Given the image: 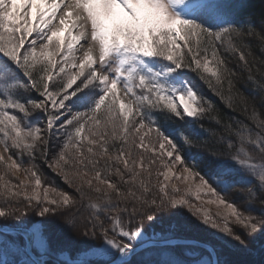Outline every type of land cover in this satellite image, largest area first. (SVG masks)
<instances>
[{
    "label": "snow or ice",
    "instance_id": "1",
    "mask_svg": "<svg viewBox=\"0 0 264 264\" xmlns=\"http://www.w3.org/2000/svg\"><path fill=\"white\" fill-rule=\"evenodd\" d=\"M179 7H189L218 21H223L225 15L221 0H73L63 3V8L60 0H0V57L4 58L0 61V145L8 153L7 156L0 153V170L4 172L0 175L4 197L0 218L32 211L40 218L63 216L64 227L76 228L73 217L80 215V235L103 242L82 254L93 264H111L113 253L119 254L114 264H122L131 258L133 251L145 252L166 242L168 237L155 232L148 235L143 226L176 208L186 207L204 225L218 229L245 248L249 238L264 228V215L245 214L228 202L227 195H222L234 186L229 181L232 169L220 165L215 171H206L203 162L189 164L183 146L170 138L176 130L166 132L152 118L153 110H159L168 118L188 117L198 123L197 118L207 117L219 122L212 115L218 111L213 102L184 78V69L194 72L213 95L222 101L227 99L231 107V95L225 97L223 86L227 80L231 90L232 71L218 55L217 42L222 46L227 38L231 48L233 38L244 35L242 25L229 24L212 30L182 18L177 11ZM61 10L63 14L58 17ZM73 13L76 21H80L77 35L72 34L76 22L69 21ZM57 18L58 26H54ZM29 37L32 39L25 46ZM81 38L88 39L89 44L77 63L72 52ZM37 41H46L39 51ZM96 50L98 56L94 57ZM240 60H246L243 51ZM174 74L179 80L170 79ZM20 89L35 93L39 99L17 96ZM121 93L129 100L128 104L121 99ZM77 94L89 107L71 118L61 119ZM37 110L44 114L43 132L29 122ZM17 111L23 115L15 114ZM98 113L105 119L101 120ZM252 118L258 120L255 111ZM154 124L155 139H150ZM54 127L65 137L56 151H52L51 143ZM145 127L148 131L141 134ZM257 128L261 131L255 138L249 130L248 140L264 157V120H258ZM110 139L118 140L119 144H110ZM221 142L229 150L234 148L223 137ZM112 152L116 153L115 161L110 162V156L105 160ZM25 154L30 164L24 169L28 183L20 181L12 185L6 176L24 167ZM37 154L49 169L59 172L77 195L48 186L50 182L33 163ZM218 155V149L207 154L216 160H228L219 159ZM229 159L255 178L256 182L246 184L244 191L249 196L264 194V162L241 156L239 151ZM181 168L180 175L173 172V169L180 172ZM154 172L157 181L163 176L162 182L153 184ZM173 178L182 182L198 180L197 199L200 191L206 189L205 195L215 197L210 202L219 201L228 210L222 222L186 199V193L177 195L180 189L175 185L169 190L168 181ZM12 187L17 190L13 192ZM90 192L100 194L98 199L103 203L93 205L99 211L83 216L78 206ZM112 194L123 201V207L113 203ZM21 196L23 209L14 206ZM102 214H106L103 219ZM229 217H234L232 223L243 229V235L229 226ZM45 231L42 219L24 233L26 249L38 250L41 257L49 250ZM0 247L19 251L15 243L3 237ZM24 264L46 262L41 258ZM65 264L84 261L78 258ZM191 264H219V259L192 260Z\"/></svg>",
    "mask_w": 264,
    "mask_h": 264
},
{
    "label": "trees",
    "instance_id": "2",
    "mask_svg": "<svg viewBox=\"0 0 264 264\" xmlns=\"http://www.w3.org/2000/svg\"><path fill=\"white\" fill-rule=\"evenodd\" d=\"M221 4L224 6L225 11L223 21L214 20L200 13H198L195 18L192 17L191 19L212 30H217L229 24L233 26L242 25L244 35L242 37H234L232 41V47L234 48L233 50L236 51L235 53H233L234 51H230L226 40L222 46L220 42H217L218 55L227 61L226 66L232 71L231 90H229L227 80L224 81L223 86L225 97L231 95V107H228L229 101L227 99L222 101L216 95H213L194 72L186 69L182 70L184 78L195 85L196 90L209 101L213 102L214 107L218 111L213 112L212 115L217 116L219 122L205 117L203 119L197 118L198 123H193L191 122L192 120H180L174 116L168 118L166 113H161L159 110H153L152 118L157 124L161 125L166 132L176 130L174 132V137L170 138H174L175 142L183 146L182 151L189 164L195 165L203 162L204 170L206 171H215L217 166L220 165L224 168L232 169L233 171L232 175L229 177V181L232 182L234 186L229 187L227 192L222 193V195H227L228 202L238 206L246 213H254L256 210V212L259 213L264 210V194L255 193L253 196H249L248 193L244 191L246 184L256 182L255 178L244 171L236 161L229 158L237 151L243 149L245 157L252 156V158L255 157V162H264V157H262L258 147H254L248 140L249 130H251V134L255 138L257 133L261 131L257 128L258 120H264V40L261 39V36H264V29H262V21H264V0H221ZM241 51L244 52L246 57L244 61L240 60ZM208 55L211 58L210 52ZM2 60H4V58L0 57V61ZM37 67H39V65ZM17 75L23 80V77L20 76L18 72ZM16 95L28 99H39L35 93H26L23 89H20ZM70 105H73L77 111H86L89 107V104L80 99V94L72 98ZM253 111H255L258 120L252 118ZM15 114L23 115L18 113V111ZM97 115L102 117L100 113ZM40 120L41 122L38 117H36V114H33L29 122L32 123L33 126L41 127V125H44V120L42 117H40ZM155 127L156 124L153 125V130ZM238 133H242V136L238 135ZM221 137H223L225 141H231L234 144V148L232 150L227 149V145L222 144ZM213 149L219 150V159L228 160L220 161L208 157L207 154L212 152ZM22 163L23 165L29 164L28 155L23 156ZM33 163L36 166L40 164L43 167L44 165L42 157L38 154ZM54 185L60 187L58 183ZM250 206H254V208ZM99 210V207L91 208L86 206L85 208V206H82V211L88 214ZM105 215L106 214H102L101 218H104ZM0 224L11 227H27V223L25 222L16 224L0 222ZM170 238L187 237L177 234L168 237V239ZM197 240L202 241L201 239ZM174 247L176 249L186 248V246L181 245ZM201 250L206 252L203 249ZM217 255L220 264L221 259L219 251ZM134 258L129 264L134 261ZM259 263L264 264V255L260 257Z\"/></svg>",
    "mask_w": 264,
    "mask_h": 264
},
{
    "label": "rangeland",
    "instance_id": "3",
    "mask_svg": "<svg viewBox=\"0 0 264 264\" xmlns=\"http://www.w3.org/2000/svg\"><path fill=\"white\" fill-rule=\"evenodd\" d=\"M183 8H185L186 11L189 9V7H183ZM69 21L72 22L71 18L69 19ZM75 22H77V24L78 23L80 24V21H75ZM53 24H55V21H53ZM75 30L79 31L80 28H76ZM72 34L77 35L74 32ZM33 36H35V32L33 33ZM31 39L32 37H29L26 39L25 46H27L28 42L31 41ZM80 40L88 41V43H84L81 45L78 44L80 47L83 46L82 54L84 56V51L87 50L89 40L85 38H81ZM226 41H227V38H226ZM45 42L46 41H37L38 51L40 49L41 44ZM178 43H181V42L178 41ZM233 49L234 48L231 47L230 51L231 52L234 51L233 53H235L236 51ZM93 55L94 57L98 56V50H96ZM73 58L75 59L77 63H79V61L83 59V57L81 59L75 58V57ZM57 59L59 60V57H57ZM58 67L59 65L57 66V69ZM73 71H76V69H73ZM170 79L179 80V76L177 74H174L172 77H170ZM121 99L124 100L125 104L129 103L128 99H124L122 93H121ZM70 102H69V107L67 111L65 112V115L62 116L61 119L71 118V116H73L77 112L74 106L70 105ZM175 102L179 105L178 99ZM181 110H182V106H181ZM34 114H36V117H38L40 122H41L40 117L43 118L44 125H41L40 127L43 132L46 129V122L44 119V114L41 113L39 110H37ZM101 118H102L101 120L105 119V117L103 116ZM184 120H192V118L185 117ZM108 131L110 132L111 129L109 128ZM147 131L148 129L147 127H145L142 130L141 134ZM149 138L155 139V129L151 133H149ZM64 140H65V137L61 135L60 130L57 127H54L52 130V134H51V143L54 146L52 148V151L59 150V146ZM84 143H86V141ZM109 143L119 144V141L110 139ZM145 143H147V140L145 141ZM0 153H3L5 156L8 155V153L4 152V148L2 145H0ZM239 153L241 156L245 157V152L243 151V149L242 151L240 150ZM13 154H15V150ZM115 155L116 153L112 152L109 155H106L104 159L109 160V156H110L111 157L110 162H114ZM43 164H44L43 167L40 164L37 166L44 173L46 179L50 182L48 186H53L54 184L58 183L60 186L58 187L59 189L69 192L73 195H77L74 192V189H72L63 180L62 176L59 174L58 171L54 172L51 169H49L45 165V163ZM29 166L30 164L24 165V167H22L19 171H16L13 175L6 176V179H9L12 185H17L19 184L20 181H25V183L27 184L28 174L26 173L24 169ZM47 170H48V173L50 174L47 173ZM173 172H175L176 175H180L183 172V169L181 168L180 172H176V170L173 169ZM3 174L4 172L0 170V175H3ZM113 179H116V178L113 177ZM151 179H152L153 184H158L159 182L163 181V176H160L159 181H157L156 173L154 172ZM198 184H199L198 180L182 182V181L175 180L173 178L170 181H168L169 190H171L172 185H175L177 188L180 189V192L177 193V195H183L186 193L185 195L186 199L191 201V203L195 204L197 207H200L202 210L206 211L209 216L222 222L223 217L227 215L228 210L225 208L224 205L219 204V201L210 202V201L215 200V197L211 195H205L206 189H202L200 191V194H199L200 198L197 199L196 187ZM100 187H104V186L101 185ZM16 190H17L16 187H12L13 192H15ZM2 191L3 189L2 187H0V205H3L4 203V197L2 195ZM85 191L86 192L88 191L87 187H85ZM99 195L100 194L98 193L90 192L84 198V200L78 206L79 211L83 216H88L89 214L82 211V206H85V208L86 206L93 208V205L102 206L103 202L100 199H98ZM77 198L79 199L78 196ZM112 201L113 203H119L120 206H123V201L119 200L115 194H112ZM14 206H18L21 209L25 207V203L23 201L22 196L19 198V204H16ZM236 207L240 211H242V209H240L238 206ZM250 207L254 208V206H250ZM256 211L251 214L256 215V216L264 215V210L263 211L260 210L262 212H259V213H257ZM243 212L245 211L243 210ZM245 214H248V213L245 212ZM81 218L82 217L80 215L73 217L74 223L78 225L76 228L64 227V223H63L64 217L63 216L40 218L36 216L35 213L32 211H29L27 215L16 213L14 216H11V217L0 218V222L14 223V224L25 222L27 223V227H24V228H30L33 224L44 219L45 229H46L45 235L48 237L49 250L46 254L43 255V257H41V253L38 250L33 248V252L38 258L40 259L42 258L46 262V264H65L66 261H69L72 259H78V258L83 259L84 264H93V262L89 261L88 258L83 256L82 254L88 252L92 248L100 247L103 244V242H101L100 239L91 241L80 235L81 230H82V225H80ZM233 220H234V217H229V226L232 227L233 230L236 231L237 233H240L241 235H243V229L240 226L232 223ZM143 227L145 229L146 234L148 235H151L153 232H155L157 234H163L166 237H172V235L181 234L187 237L184 239L189 238L190 240H195V241H199L197 239H201L202 241H199V242L204 241L203 243H206L212 246L214 250L216 251V253H218L219 251L220 259H221L220 264H260L259 263L260 257L264 255V228H262L260 232L255 234L254 237L249 238L248 246L245 248L241 246L239 243H237L236 241L231 240L226 235L222 234L218 229H213L208 225H204L201 221L197 220L196 217L192 216L186 207L173 209L170 212L163 214V216L158 217L155 221L150 222L149 225L147 222H145ZM7 234L0 233V237H3L4 239L15 243L18 246L19 251H15V252L7 251L3 247H0V264H5V262H7V264H24L25 261L31 260L29 259L30 257L26 254L25 238L20 237L19 235H16V234H10V233L8 235ZM104 247H107V246L104 245ZM118 258H119V254L113 253L111 257V262L117 260ZM133 258H134V261L131 264H145V261H147V264H191L192 260L211 259V257L206 252L202 251L198 247H193V246H186L185 249H176L175 247L151 248L145 252H141L133 256L127 263L129 264Z\"/></svg>",
    "mask_w": 264,
    "mask_h": 264
},
{
    "label": "water",
    "instance_id": "4",
    "mask_svg": "<svg viewBox=\"0 0 264 264\" xmlns=\"http://www.w3.org/2000/svg\"><path fill=\"white\" fill-rule=\"evenodd\" d=\"M27 229L28 228H24V227H11L8 225L0 224V233H6V234L7 233H13V234H18V235H21L24 237V233L26 232ZM177 245L198 247V248L204 249L209 254L212 253L214 250V248L212 246H210L206 243L195 241V240H190V239H184V238H170V239H167L166 242L159 243L157 245V247L158 248H164V247H173V246H177ZM26 254L30 257V259L32 261H36L37 259H40L34 254L33 249L31 251H28L26 249ZM137 254H139V253H137L136 251H133L131 253V258ZM210 256H211V259H218V255H217L216 251L214 253H212ZM129 260L122 262V264L129 262ZM115 261H117V260H115ZM115 261L111 262V264H114Z\"/></svg>",
    "mask_w": 264,
    "mask_h": 264
},
{
    "label": "bare ground",
    "instance_id": "5",
    "mask_svg": "<svg viewBox=\"0 0 264 264\" xmlns=\"http://www.w3.org/2000/svg\"><path fill=\"white\" fill-rule=\"evenodd\" d=\"M60 1H61V0H60ZM63 3H65V1H63V2L61 3V8H63ZM58 13H59V12H58ZM58 13H57V14H58ZM69 19H70V18H69ZM76 28H79V23L77 24V22H76V26L72 28V33L76 31V30H75ZM84 43H88V41H87V40H79V43H78V44L81 45V44H84ZM16 235H17V234H16ZM19 236H20V235H19ZM157 248H158V247H157ZM199 249H200V248H199ZM28 258H29V257H28ZM29 259H30V258H29ZM31 261H32V260H31Z\"/></svg>",
    "mask_w": 264,
    "mask_h": 264
}]
</instances>
